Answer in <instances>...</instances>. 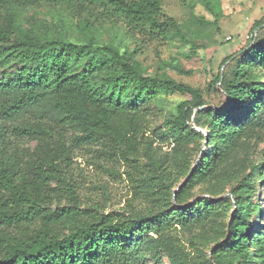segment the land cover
<instances>
[{
    "label": "trees",
    "instance_id": "16d2710c",
    "mask_svg": "<svg viewBox=\"0 0 264 264\" xmlns=\"http://www.w3.org/2000/svg\"><path fill=\"white\" fill-rule=\"evenodd\" d=\"M201 2L217 25L218 1ZM39 5L79 17L78 40L20 22ZM117 17L187 42L163 0H0V264H264V224L250 223L254 214L264 222L253 201L257 184L264 189V37L223 59L231 70L213 77L225 96L217 106L201 88L149 74L134 50L105 42ZM164 92L190 98L152 130L139 104ZM45 105L51 118L29 114ZM69 133L125 161L133 196L146 207L83 205ZM24 138L36 148L21 145Z\"/></svg>",
    "mask_w": 264,
    "mask_h": 264
},
{
    "label": "rangeland",
    "instance_id": "374dc122",
    "mask_svg": "<svg viewBox=\"0 0 264 264\" xmlns=\"http://www.w3.org/2000/svg\"><path fill=\"white\" fill-rule=\"evenodd\" d=\"M202 0H163V12L175 18L186 35L187 42L180 38L165 39L157 34L149 33L138 27H129L128 23L114 19L117 30L107 29L101 38L108 42L115 40L121 44L122 50L127 47L135 51V58L152 75L168 74L177 81L201 88L206 100L222 105L225 96L220 91V84H213V77L218 72L228 74L230 63L222 65L225 57L235 54L249 46L256 40L264 37V24L252 31L255 22L264 20V0H216L220 4L223 16L217 25L212 22L214 17L204 8ZM191 10L204 22H197L191 18ZM5 18L9 15L4 12ZM78 19L71 11L54 6L39 5L26 8L20 14V22L25 26L34 23L37 27L52 29L61 37L76 42L79 38ZM111 22H107L108 27ZM242 54L236 55V57ZM231 62V61H230ZM229 65V66H228ZM14 70V69H12ZM187 94L164 92L155 100L140 103V107L147 112L152 130L158 127L164 115L175 110L177 105L189 99ZM46 108L35 109L29 114L32 117L48 119L51 116ZM51 118V117H50ZM72 168L77 182L79 200L83 205H95L108 212L111 210H139L146 204L136 200L133 196L132 181L126 173L128 166L125 161H116L107 158L100 152L101 147L96 144L85 143L82 139L71 137ZM164 150L169 151L172 144L164 140ZM21 145L30 150L36 148V141L29 138L21 139ZM260 145L255 159L258 161ZM209 145H202V152H207ZM197 193H201L198 191ZM253 201L264 207V189L261 183L256 186ZM250 223L260 228L264 222L254 214ZM190 234L181 233L180 236L187 242ZM210 249H206L209 254ZM149 264L154 262L149 261ZM159 264H170L163 257Z\"/></svg>",
    "mask_w": 264,
    "mask_h": 264
},
{
    "label": "water",
    "instance_id": "95a60500",
    "mask_svg": "<svg viewBox=\"0 0 264 264\" xmlns=\"http://www.w3.org/2000/svg\"><path fill=\"white\" fill-rule=\"evenodd\" d=\"M180 186H181V185H180ZM180 186H179V187H180ZM179 187L175 189V192L178 191Z\"/></svg>",
    "mask_w": 264,
    "mask_h": 264
}]
</instances>
